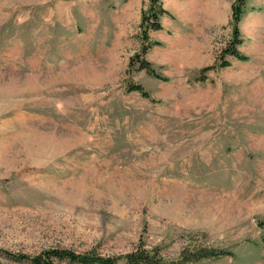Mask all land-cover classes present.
Listing matches in <instances>:
<instances>
[{"label":"rangeland","instance_id":"rangeland-1","mask_svg":"<svg viewBox=\"0 0 264 264\" xmlns=\"http://www.w3.org/2000/svg\"><path fill=\"white\" fill-rule=\"evenodd\" d=\"M234 1L161 0V81L130 64L150 0H0V264L141 245L264 264V0L239 24L246 62L224 54Z\"/></svg>","mask_w":264,"mask_h":264},{"label":"trees","instance_id":"trees-1","mask_svg":"<svg viewBox=\"0 0 264 264\" xmlns=\"http://www.w3.org/2000/svg\"><path fill=\"white\" fill-rule=\"evenodd\" d=\"M151 5L147 12H144L141 20L142 29V48L141 51L131 59V65L138 66V70H145L150 76L157 78L161 81L167 79L158 74L152 67V65L145 59L146 53L154 46H161L160 42H151L149 37V30L160 31L162 25L160 19L162 16L169 14L168 11L163 9L161 0H150ZM249 0H235L231 6L233 27L232 38L228 43L224 54H228L231 57L241 62L249 60L247 56L239 51V47L242 45V37L239 30V24L244 15V8ZM231 63L223 61L222 68H228ZM215 69V66L206 67L203 69L199 81L205 82L206 78L204 74L209 70ZM131 92H138L144 98H150V95L144 90L141 85H133L129 89ZM5 257L13 259L19 262H27L29 264H54L58 261H68L73 264H189L197 263L203 259L208 258H221L224 256H232V253L225 250H208V249H196L194 251H184L181 258L177 261H171L166 259L158 248L148 249L144 245L139 246L133 252L126 255L117 257H103L94 251L77 253L68 249H49L36 254L35 256L26 254H12L3 252Z\"/></svg>","mask_w":264,"mask_h":264}]
</instances>
